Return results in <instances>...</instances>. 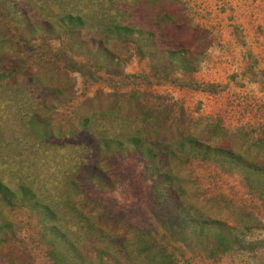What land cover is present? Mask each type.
Masks as SVG:
<instances>
[{"label":"rangeland","instance_id":"rangeland-1","mask_svg":"<svg viewBox=\"0 0 264 264\" xmlns=\"http://www.w3.org/2000/svg\"><path fill=\"white\" fill-rule=\"evenodd\" d=\"M93 2L0 0V177L18 180L24 174L52 192L64 181L59 176L70 166L68 155L76 154L77 119L107 110L139 121L137 111L148 108L158 115L155 124L144 127L153 139L188 135L264 163V0H179L190 25L208 31L209 47L195 72L169 78L157 63L161 60L144 55L131 41L109 42L116 57H104L93 31L69 35L59 28L57 21L66 14H92ZM29 115L41 123L23 134L19 117ZM45 130L60 139L37 145ZM102 165L110 190L82 200L86 207L108 209L115 219L106 224L111 232L153 238L178 264H264V202L239 174L199 162L174 171L205 217L242 235L222 252L214 249L215 240L203 241L196 231L183 243L162 227L152 183L136 157L105 158ZM2 222L8 225L0 230V264H51L33 216L0 201ZM136 248H129L132 256Z\"/></svg>","mask_w":264,"mask_h":264},{"label":"trees","instance_id":"trees-1","mask_svg":"<svg viewBox=\"0 0 264 264\" xmlns=\"http://www.w3.org/2000/svg\"><path fill=\"white\" fill-rule=\"evenodd\" d=\"M178 2L95 0L92 14L88 10L66 14L57 22L69 35L78 30L93 31L101 38L99 47L104 57H116L108 48L109 42L131 41L144 55L161 60L157 63L165 78H169L176 73L195 72L209 47L208 31L190 25ZM182 37L187 40L184 42ZM115 65L119 66L118 59ZM136 114H141L139 121L119 117L111 110L93 111L79 117L75 130L80 141L76 139L75 147L81 155H77V151L68 155L70 166L59 176L64 181L52 192L24 174L18 180L0 177L1 203L10 210L35 218L39 240L51 264H140L139 259L150 264H178L174 255L153 243V238L139 235L133 239L111 232L106 224L115 219L101 204L85 206L88 197L110 190V177L102 165L105 158L119 160L131 155L144 165L146 177L152 183L155 215L162 227L181 237L178 240L183 243L196 231L203 241L204 238L215 240L214 249L226 252L236 246L242 235L221 220L205 217L202 209L187 198L180 186L181 178L174 172L178 167L199 162L216 165L226 174L237 173L250 192L264 202L263 162L188 135L168 141L153 139L144 127L148 122L156 123V112L146 108ZM101 121L107 122L106 125L101 126ZM19 122L23 134L41 123L35 115L20 116ZM45 133L37 137V145L49 144L46 142L49 139H60L49 136L46 130ZM127 152L129 154L125 155ZM7 225L2 222L0 230ZM134 245L136 254L132 256L129 248Z\"/></svg>","mask_w":264,"mask_h":264}]
</instances>
